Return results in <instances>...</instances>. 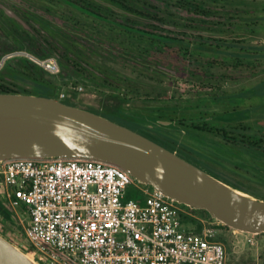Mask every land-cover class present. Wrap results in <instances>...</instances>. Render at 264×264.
Returning a JSON list of instances; mask_svg holds the SVG:
<instances>
[{
	"label": "rangeland",
	"instance_id": "1",
	"mask_svg": "<svg viewBox=\"0 0 264 264\" xmlns=\"http://www.w3.org/2000/svg\"><path fill=\"white\" fill-rule=\"evenodd\" d=\"M71 1L106 15L113 24L87 17L62 0H0L21 3L25 12L50 25L43 28L48 34L41 37L43 41L24 42L23 60L10 59L6 69H0V86L37 96L64 93L62 102L140 129L192 163L197 152L201 158H205L203 152L211 153L207 158L211 162L209 171L240 192L264 200V155L256 156L239 141L230 146L216 135L199 140L193 128L151 124L165 115L159 111L165 108H176L177 119L193 121L199 98L246 89L242 105L247 112L232 117L249 115L242 121L249 128L247 132L254 139L257 132L264 134V0H129L142 14L122 10L109 0ZM201 8L210 11L205 14ZM118 24L176 41L153 42L127 33ZM0 42L8 51L15 48L8 38ZM43 46L48 48L45 58L40 57ZM66 51L71 59L61 64L59 60ZM73 58L84 64L85 70ZM1 64L0 58V68ZM209 102L202 101V107L209 105L217 113L221 110L220 100ZM214 120L210 122L213 128L238 122ZM128 191L134 196L139 193L134 187ZM0 205L9 214L7 219L0 216V235L42 264L38 262L41 253L31 248L25 237L29 216L24 207L13 209L1 197ZM185 212L201 224L214 221ZM215 226L230 264L264 261V234L254 236L251 245L244 235ZM184 229L194 230L195 226L188 224ZM47 254L52 255L50 251ZM55 260V264H74L59 255Z\"/></svg>",
	"mask_w": 264,
	"mask_h": 264
},
{
	"label": "built area",
	"instance_id": "2",
	"mask_svg": "<svg viewBox=\"0 0 264 264\" xmlns=\"http://www.w3.org/2000/svg\"><path fill=\"white\" fill-rule=\"evenodd\" d=\"M130 187L142 203L126 199ZM0 197L13 209L25 208V237L42 264H55L57 255L74 264H230L215 226L221 222L185 230L184 205L102 161H0ZM231 230L255 243L256 235Z\"/></svg>",
	"mask_w": 264,
	"mask_h": 264
},
{
	"label": "water",
	"instance_id": "3",
	"mask_svg": "<svg viewBox=\"0 0 264 264\" xmlns=\"http://www.w3.org/2000/svg\"><path fill=\"white\" fill-rule=\"evenodd\" d=\"M213 119H235L227 114ZM153 123L179 129L173 121ZM92 159L118 166L140 183L230 229L264 233V200L212 176L123 123L55 97L0 93V161ZM0 264H37L0 235Z\"/></svg>",
	"mask_w": 264,
	"mask_h": 264
},
{
	"label": "flooded vegetation",
	"instance_id": "4",
	"mask_svg": "<svg viewBox=\"0 0 264 264\" xmlns=\"http://www.w3.org/2000/svg\"><path fill=\"white\" fill-rule=\"evenodd\" d=\"M62 1L72 7V5L69 3L72 2L71 0ZM7 12H9L10 14ZM49 27L50 25L47 21L39 18L34 13L25 12L23 4H10L6 2H0V41H4L5 39L7 40L8 38L15 46L13 50L8 51L6 49V45L3 46V44L0 42V48L3 49L0 50V53L4 54H0V58L2 59L0 69H6L10 62V59L23 60L24 56L22 55V52L25 48L24 42L30 40V42L39 43V41H43L41 37L48 36V34L43 30ZM211 96H209V99L199 98L194 106L195 114L193 118V129L196 134V138H198L199 140H203L206 138V136L216 135L227 142V144L230 146L239 141L243 144H246L244 147L253 151L256 156L264 155V146H262V144H264V134H260L257 132L253 141L252 139H249L253 137L250 132H247L249 128L245 127V125L242 124V121L247 120L249 118V115L247 116L246 114V116L243 115L240 117L234 116V118L238 120V122H227L222 127L213 128L210 125V122L215 121L213 119L214 117L227 114L233 115L239 112H247V108L242 105L244 99H246V89H243L236 93H222L218 96L213 95L212 98ZM210 100H220L221 107H219L221 108V110L218 113L214 112V110H212L209 105L207 107H202V101H207V104H210ZM215 104L218 103L215 102ZM196 149L200 151L199 148ZM196 154V162H194L193 164L211 174L212 176L216 177L215 174L207 169V167L211 166V162L208 161L210 157L209 154L211 153L207 154L203 152L205 158L199 157V152H197Z\"/></svg>",
	"mask_w": 264,
	"mask_h": 264
},
{
	"label": "trees",
	"instance_id": "5",
	"mask_svg": "<svg viewBox=\"0 0 264 264\" xmlns=\"http://www.w3.org/2000/svg\"><path fill=\"white\" fill-rule=\"evenodd\" d=\"M111 1L115 6H117L118 8H121L122 10H125V11H129L131 13H136V14H142L139 10L135 9L134 7H132L130 5V1L129 0H109ZM69 2V1H68ZM73 8L75 9H78L80 12H82L84 15H86L87 17H90V18H93V19H96V20H100V21H103V22H107L109 24H113L109 18L104 15V14H101L100 12L96 11V10H93L91 8H89L88 6H82L81 4H78L76 2H69ZM200 7V6H199ZM202 9V12L203 13H207L208 11L210 10H204V8H201ZM209 13V12H208ZM118 26L126 31L127 33H133V34H137L139 36H142V37H146V38H149L150 40H152L153 42H157V43H161V44H169V43H173L176 41L175 38H172V37H168V36H165V35H160V34H156V33H153V32H146V31H143V30H139V29H133L131 27H128L126 25H122V24H118ZM43 52H45L43 54L42 52V55L40 56L41 58H45L47 57V53H48V48H44V46L42 47ZM70 57V53L69 52H65V54L61 57V59L59 60L61 64H64L66 62H69L71 58ZM26 63H30L28 59H24ZM72 61L78 65V66H81L83 70H85V65L83 64V66L81 65L82 63H80L79 60H77L76 58H73ZM0 93H18V92H15V91H11V90H8V89H4V88H0ZM22 94H30L28 93L27 91H24V92H21ZM46 97H55L56 99H58V96H53V95H47ZM161 112H165L163 116H159L157 118H160V119H166V120H169V121H173V123L176 125V126H179V127H183V128H186L188 130H192V128L194 127V122L192 121V119H189V120H186V119H177L175 118L174 114L176 113L177 109L176 108H171V109H161L159 110ZM102 115V114H101ZM105 116V115H103ZM107 117V116H106ZM110 119H113L116 121L115 118H113L112 116L111 117H108ZM147 122V121H146ZM121 123V122H120ZM148 123H151V122H148ZM152 125H154V123H151ZM128 127L134 129V130H137L138 132L144 134L145 136L157 141L158 143L164 145L165 147L169 148L170 150L175 151V149L172 147H168L166 146L163 142L161 141L160 139L156 138V137H152L151 135H149L148 133L146 132H143L142 130L140 129H135L134 127L132 126H129ZM249 139H252L254 141V137L252 138H249ZM179 154V153H177ZM134 197L135 200H137L138 202L142 203L143 201V196L139 193H137L135 196L132 195L131 192H127L126 194V199H130ZM187 211H190L192 213H196L197 215H199L200 217H203V218H208V219H212L210 217V215L204 211V210H194V209H190L186 206H183ZM25 209V208H23ZM0 216L2 218H8L9 217V214L8 212L6 211V209L2 208L1 205H0ZM181 222L182 224L185 226V225H193L195 226V229L192 230L194 232H200L201 228H202V224L201 222L199 221V219L195 218V217H192V216H189L187 214H183L181 216ZM223 227H226L228 229H230L229 227L227 226H223ZM261 234H264V233H261ZM31 246V245H30ZM31 248H33L31 246ZM34 249V248H33ZM65 261H66V258H65ZM261 264H264V261H262Z\"/></svg>",
	"mask_w": 264,
	"mask_h": 264
},
{
	"label": "crops",
	"instance_id": "6",
	"mask_svg": "<svg viewBox=\"0 0 264 264\" xmlns=\"http://www.w3.org/2000/svg\"><path fill=\"white\" fill-rule=\"evenodd\" d=\"M238 234H241V233H238ZM242 235H244V234H242ZM244 238H245V240H246V236L244 235Z\"/></svg>",
	"mask_w": 264,
	"mask_h": 264
}]
</instances>
